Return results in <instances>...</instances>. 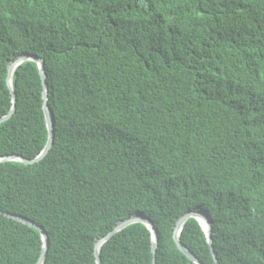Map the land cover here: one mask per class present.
I'll list each match as a JSON object with an SVG mask.
<instances>
[{"label": "trees", "instance_id": "1", "mask_svg": "<svg viewBox=\"0 0 264 264\" xmlns=\"http://www.w3.org/2000/svg\"><path fill=\"white\" fill-rule=\"evenodd\" d=\"M41 57L54 144L0 164V211L48 235L43 264H97L96 241L137 212L156 264H196L173 239L207 210L219 264H264V0H0V117L8 63ZM0 157L34 159L48 131L35 61L12 75ZM181 243L215 264L195 218ZM134 223L101 264H152ZM40 231L0 213V264H36Z\"/></svg>", "mask_w": 264, "mask_h": 264}, {"label": "water", "instance_id": "2", "mask_svg": "<svg viewBox=\"0 0 264 264\" xmlns=\"http://www.w3.org/2000/svg\"><path fill=\"white\" fill-rule=\"evenodd\" d=\"M28 60L35 61L39 67V74H40L41 82H42V86H43L42 108H43V112H44V116H45V122H46L47 131H48V138H47V141H46V144H45L43 150L34 159H27L24 156L18 155V154H11V155H6V156L0 157V164L8 162V161H21L25 164L36 163L48 155L49 151L52 149L53 144H54L55 118H54L53 111L50 109V107L48 106V103H47V85L45 82L46 74L44 71V61L41 57H39L37 55L30 54V53H24V54L17 56L13 61L8 63V75L6 77V81H7L8 87L11 91L13 105H12L11 110L7 114L0 117V123L8 120L13 115V113L15 112V94H14L13 89H12L13 71L17 66H19L20 64H22ZM0 213L11 218V219H14L16 221L24 223L30 227L36 228L40 231L41 238H42V249H41L40 257H39L38 261L36 262V264H43L44 259H45L47 246H48V241H49L48 235H47V232L45 231V229L42 226L38 225L36 222H34L31 219L24 217L22 215L13 214V213H9V212H2V211H0ZM189 218H195L200 223L201 227L203 228V230L206 233L207 242L210 246L214 262H215V264H219L216 253H215L213 246H212V238H211V234H210V229H211L210 215H209L207 210H202V211L191 210V211L185 213L184 215H182L178 219V221L176 222V225L174 227V231H173V239H174L178 249L184 255H186L191 261H193L194 263L202 264L201 262H199L198 258L190 251V249H188L186 246H184L180 241V234H181L182 227ZM134 223H143L151 231V233H152L151 251L153 254L152 264H156L155 258H156V250H157V245H158V231H157L153 221H151L143 212H137V213L133 214L132 216H130L129 218H127L123 221H120L115 226V228L113 230H111L105 236L99 238L96 241L95 249H94V255H95V259H96L97 264H101L100 249H101L102 245L105 242H107L111 237H113L116 233H119L124 228H126L127 226L134 224ZM204 223H205V226H204Z\"/></svg>", "mask_w": 264, "mask_h": 264}, {"label": "bare ground", "instance_id": "3", "mask_svg": "<svg viewBox=\"0 0 264 264\" xmlns=\"http://www.w3.org/2000/svg\"><path fill=\"white\" fill-rule=\"evenodd\" d=\"M204 226H205V223H204Z\"/></svg>", "mask_w": 264, "mask_h": 264}]
</instances>
